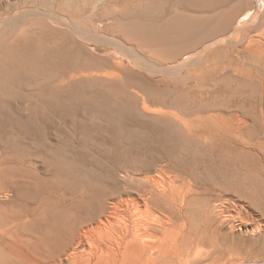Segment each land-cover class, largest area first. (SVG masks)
<instances>
[{
    "label": "bare ground",
    "instance_id": "6f19581e",
    "mask_svg": "<svg viewBox=\"0 0 264 264\" xmlns=\"http://www.w3.org/2000/svg\"><path fill=\"white\" fill-rule=\"evenodd\" d=\"M259 120L264 0H0V264L240 247L227 201L264 208Z\"/></svg>",
    "mask_w": 264,
    "mask_h": 264
},
{
    "label": "rangeland",
    "instance_id": "374dc122",
    "mask_svg": "<svg viewBox=\"0 0 264 264\" xmlns=\"http://www.w3.org/2000/svg\"><path fill=\"white\" fill-rule=\"evenodd\" d=\"M245 14H248V13H245ZM244 18H246V15H239L237 17V22L241 23ZM231 26L234 27L235 23L232 24ZM140 34L144 35L143 32H140ZM212 46H214V45H212ZM170 49L172 50V48H170ZM100 53L98 54L99 56L102 54L101 57H106V53H104V52H102L101 54ZM107 57L111 61L113 60L112 63L115 65H118V63L119 64L123 63L124 67H126L128 69L129 74H131L133 76H139V75L147 76L148 75L147 71H145L141 68H138L137 66L135 67V65L131 62L129 63L125 57L123 58L119 55H118V57L117 56L113 57L112 53H107ZM186 57H189L187 50H185L177 58L185 59ZM113 58H115L116 61ZM214 62H219V61L215 60ZM109 70H111V69L101 70V73H100L101 76L103 75L102 77L107 78L108 74L111 75L110 74L111 71H113L114 73L117 72L116 74H118V75L120 73L121 76H125V73H123V71H121L119 69V67H115L111 71H109ZM140 73H142V74H140ZM105 75H106V77H105ZM108 77H110V76H108ZM219 98L225 99L226 96H220ZM259 126L261 128L262 127L264 128L261 120H259ZM263 139H264V135H263ZM263 192L264 191L261 192V196H260L262 202L264 201V193ZM243 199H241L239 201H227V205L229 206L231 211H233V213L237 219V221H236V219H233L234 223H236V227L233 230V234L236 238L243 240V242L240 244V247L237 246L238 248L232 249L231 246H233V244H230L231 246L229 245L228 248H224L222 250H216L215 251L213 249H210L209 254L206 255V258L200 264H259L258 262H260V264H264V229L260 230V231L256 230V228L254 230H251V228H254V226H257L259 223L264 222V208L261 206H260L261 209L254 207L251 204H249V201L247 199H245V198H243ZM219 220H221V219L219 218ZM248 241H250V242H248ZM249 243H250V245H248ZM248 248H249V250H248ZM227 250H229V251H227ZM216 253H217V255L219 254L217 257H215ZM221 256H222V258H221Z\"/></svg>",
    "mask_w": 264,
    "mask_h": 264
}]
</instances>
